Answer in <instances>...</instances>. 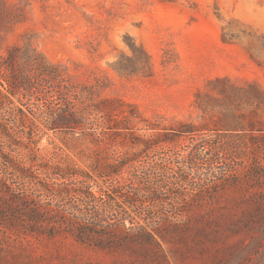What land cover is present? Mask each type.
Instances as JSON below:
<instances>
[{
	"label": "trees",
	"instance_id": "16d2710c",
	"mask_svg": "<svg viewBox=\"0 0 264 264\" xmlns=\"http://www.w3.org/2000/svg\"><path fill=\"white\" fill-rule=\"evenodd\" d=\"M68 77L62 66L31 44L5 45L0 38V78L7 86L6 92L0 88L1 228L27 236H56L69 229L81 243L105 250L129 247L143 264H170L171 257H186L196 248L218 264H248L255 258L259 264L264 254V197L250 193L245 184L241 195L219 192L213 198L186 189L210 181L202 165L229 161V148L239 149L236 159L243 158V149L256 154L254 147L264 142L261 86L213 78L196 93L198 120L130 137L134 145H142L139 152L187 138L192 156L183 162L188 164L179 161L174 174L164 170L160 175L157 168L138 170V156L130 152L117 151L103 161L96 158L90 168L51 163L39 155L36 119L47 129L71 133L73 140L90 135L106 151L119 143L111 137L128 139L132 133L123 121L129 114L119 100L93 102L88 90L79 89ZM38 94L50 103L40 102ZM79 128L81 134L76 135ZM237 141L245 145L238 148ZM126 168L131 175L121 179ZM187 169L200 170L204 177L188 179ZM253 171L264 179V171ZM135 203L141 208L137 213L131 210ZM232 237L238 238L231 242Z\"/></svg>",
	"mask_w": 264,
	"mask_h": 264
},
{
	"label": "rangeland",
	"instance_id": "374dc122",
	"mask_svg": "<svg viewBox=\"0 0 264 264\" xmlns=\"http://www.w3.org/2000/svg\"><path fill=\"white\" fill-rule=\"evenodd\" d=\"M0 38L5 45L31 44L62 66L72 84L87 89L91 101L119 100L129 114L123 121L132 133L128 139L111 137L119 143L108 151L90 135L73 140L71 133L47 129L36 119L38 153L51 163L90 168L92 160L103 161L119 151L136 153L138 170L174 174L179 161L187 165L183 161L192 156L187 138L139 152L142 145H134L130 137L198 120L196 93L213 78L254 82L264 89V0H0ZM0 88L6 92L3 78ZM11 98L20 105L17 97ZM36 98L49 102L46 95ZM237 142L238 148L245 145ZM238 150H227V162L203 164L210 181L186 190L213 198L219 192L241 195L245 184L263 198L264 179L253 170L264 171V142L254 147L256 154L243 149L242 159L235 158ZM187 171L188 179L204 177L200 170ZM130 172L126 168L120 178L130 177ZM131 210L141 208L135 203ZM68 230L56 236H27L0 227V264H143L129 247L101 249L79 242ZM259 259L264 264V254ZM170 264L218 263L196 248L186 257H171Z\"/></svg>",
	"mask_w": 264,
	"mask_h": 264
}]
</instances>
